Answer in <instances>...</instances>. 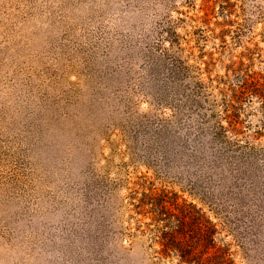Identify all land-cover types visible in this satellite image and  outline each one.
<instances>
[{"label": "rangeland", "instance_id": "374dc122", "mask_svg": "<svg viewBox=\"0 0 264 264\" xmlns=\"http://www.w3.org/2000/svg\"><path fill=\"white\" fill-rule=\"evenodd\" d=\"M144 191L264 264V0H0V264H188Z\"/></svg>", "mask_w": 264, "mask_h": 264}, {"label": "trees", "instance_id": "16d2710c", "mask_svg": "<svg viewBox=\"0 0 264 264\" xmlns=\"http://www.w3.org/2000/svg\"><path fill=\"white\" fill-rule=\"evenodd\" d=\"M166 196L164 191H144L141 203L146 206L149 205L150 213L154 214L156 223L160 222L163 224L161 227L164 226L171 231H175L174 237H177L178 234L177 239L173 237V241L177 245L176 249H167L172 253L174 252V254L181 257V259L184 258V261L188 264L192 263V261L196 262L198 256L195 254L194 247L195 244H199L200 242L197 236L200 237L202 234L200 230L201 223L199 221L201 216L197 215L198 213H190V210H185V206L194 210L195 207L193 205L176 204L172 207L170 202L166 199ZM171 234L173 235L174 232ZM181 236L183 237L181 238L182 241L179 239Z\"/></svg>", "mask_w": 264, "mask_h": 264}]
</instances>
